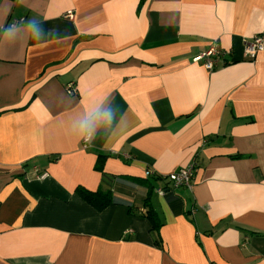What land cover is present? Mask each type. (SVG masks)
<instances>
[{"label": "crops", "instance_id": "crops-1", "mask_svg": "<svg viewBox=\"0 0 264 264\" xmlns=\"http://www.w3.org/2000/svg\"><path fill=\"white\" fill-rule=\"evenodd\" d=\"M254 35L264 0H0V264H264Z\"/></svg>", "mask_w": 264, "mask_h": 264}, {"label": "built area", "instance_id": "built-area-1", "mask_svg": "<svg viewBox=\"0 0 264 264\" xmlns=\"http://www.w3.org/2000/svg\"><path fill=\"white\" fill-rule=\"evenodd\" d=\"M73 16L72 10H67L64 14L65 18H70ZM22 21V18L18 20H10L7 25L9 27H14L19 22ZM245 53L250 58H254L258 51H262L264 49V40L259 35H254L248 42L245 43L244 46ZM226 52L222 51L218 48L216 43H213L209 46L206 51L196 54L192 57L193 62H197L202 60L203 65L206 69L212 70L215 68L217 62L220 59H223ZM68 90L71 87L67 88ZM194 162L190 163L188 166L178 169L175 172H170L166 175L169 181L172 183L173 187L186 186L191 187V179L194 173ZM45 174H42L41 177H44ZM159 194H163L164 190L161 188L158 190Z\"/></svg>", "mask_w": 264, "mask_h": 264}, {"label": "trees", "instance_id": "trees-1", "mask_svg": "<svg viewBox=\"0 0 264 264\" xmlns=\"http://www.w3.org/2000/svg\"><path fill=\"white\" fill-rule=\"evenodd\" d=\"M75 190L87 203L91 204L97 209L105 207L111 203L112 200L109 192H101L99 190L93 191L82 186L76 187ZM142 215L147 218L153 230L158 229L161 223L159 222L157 213L153 209H147Z\"/></svg>", "mask_w": 264, "mask_h": 264}, {"label": "clouds", "instance_id": "clouds-1", "mask_svg": "<svg viewBox=\"0 0 264 264\" xmlns=\"http://www.w3.org/2000/svg\"><path fill=\"white\" fill-rule=\"evenodd\" d=\"M32 28H34V29H36V25H35V22H32V24L30 25ZM36 31H37V34H38V29H36Z\"/></svg>", "mask_w": 264, "mask_h": 264}]
</instances>
